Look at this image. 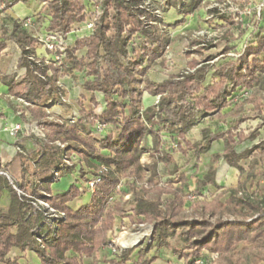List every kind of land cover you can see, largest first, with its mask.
<instances>
[{"label": "trees", "instance_id": "16d2710c", "mask_svg": "<svg viewBox=\"0 0 264 264\" xmlns=\"http://www.w3.org/2000/svg\"><path fill=\"white\" fill-rule=\"evenodd\" d=\"M42 1L43 15L38 14V18L48 17L49 20L44 30L63 32L82 21L92 5L91 0ZM146 1L101 0L93 34L77 39L60 63L35 66L45 79L36 77L34 81H31L29 56L35 54V37L20 21H13L10 29L0 27V53L8 40L13 42L20 52L16 67H25V72L18 76L17 72L0 71V79L11 97L29 103L25 109L31 116L30 122H35L42 133L41 138L35 137L42 146L32 158L36 161L34 168L39 164L42 170L31 180L23 179L16 184L20 194L13 182L0 174V189L3 185L9 194L7 209L0 208V264H21L17 256H9L13 248L32 251L39 264H79L81 257H90L100 248L110 246L108 233L117 216L127 218L134 226L150 224L151 242L144 241L137 246L134 259L129 258L132 249H127L103 260L108 264H126L129 260L132 264H152L158 258L156 254L147 256L152 247L169 250L177 260H183V264H194L198 258L204 260L203 264L264 262V184L258 192L264 177V138L249 148L236 150L241 143L254 141L259 136L258 128L246 132L240 124L259 117L264 107V31L246 42L238 57L223 58L215 64L208 82L205 81L208 65L195 58L187 63L188 71L154 81L148 77V71L158 60L164 62L165 48L171 39L153 12L154 5ZM17 2L0 0V5L3 3L6 9ZM162 2L166 9L175 8L182 15L176 22L179 25L183 24L185 16L199 9L203 0ZM208 13L218 14V10L214 7ZM226 20L231 25L241 26V22H233L232 17ZM223 38L222 53H225L233 48L230 43L235 37L226 29ZM200 44V40L191 39V46ZM196 53L202 55V52ZM215 56L208 55L207 60ZM77 73L83 90L82 99L78 101L79 111L70 117H63L60 111L48 113L49 104H55L60 94L64 95L57 81L64 77L73 80ZM242 91H249L243 99L240 98ZM144 93L158 96L157 101L144 107ZM86 95L90 107L83 103ZM64 103L54 108L60 110ZM246 104H250L257 115L246 114ZM226 108L229 110L223 112ZM50 115L53 117L49 118ZM205 117L232 120L221 129L203 127L200 141L191 142L187 139L188 131ZM97 124L103 126L100 133L96 132ZM106 126L111 128L104 131ZM218 140L223 147L216 156L238 170L237 183L219 186L212 166L202 180L215 186L217 191L209 198H199L202 190L197 186L196 197L186 206L187 178L179 172L172 153H190L198 160ZM169 142L175 144L171 151L165 150ZM145 155H153L155 160L141 163L140 158ZM244 156L250 157L246 168L240 164ZM64 158H69L72 165H65ZM158 162L172 163L168 176L174 177L165 179L158 170ZM94 163L96 166L92 168ZM100 164L107 169L99 173L100 181L89 203L75 210L68 202L84 194L80 187L72 182L67 190L53 192L49 181L41 174L51 167L62 177L61 172L77 168L78 174L85 177L90 170L93 175ZM142 171L145 177L138 183ZM121 176L129 180L133 200L129 212L124 210L120 200H112ZM27 188L30 193H26ZM39 200L56 213L64 214L50 220L52 229L45 221V210L37 212L36 219L30 216V202ZM225 215L235 219L223 220ZM176 233L178 244L169 241ZM208 254L217 256L213 258Z\"/></svg>", "mask_w": 264, "mask_h": 264}, {"label": "rangeland", "instance_id": "374dc122", "mask_svg": "<svg viewBox=\"0 0 264 264\" xmlns=\"http://www.w3.org/2000/svg\"><path fill=\"white\" fill-rule=\"evenodd\" d=\"M152 2L157 10L153 11L161 23V27L165 29L170 35L171 42L165 48V56L164 62L158 60L157 64L154 65L148 71V77L151 80L159 81L170 74L179 73L181 71H188L187 63L195 58L196 60L201 61V63H206L208 67L206 68V78L205 81L208 82L210 80V73L212 67L215 64H218L223 60V58L228 57H238L239 52H241L244 44L250 41L259 31H264V0H222L218 2L216 0H203L199 9L194 11L191 15L185 16L183 24L176 25V22L181 18V14L175 8H165L162 4V0H147L146 2ZM217 8L218 14L211 15L208 13V10L211 8ZM224 16V18H223ZM232 17L233 22H241V26L236 27L235 25H231L226 18ZM36 21H40L37 17H35ZM4 20V21H3ZM2 22H8L7 16L5 13L0 12V24ZM228 29L233 33L235 39L230 43L233 48L225 53L223 51V47L225 44V39L223 38V32ZM241 32V33H240ZM191 39H197L201 41L200 45H190ZM7 49L4 51V55L0 59V69L2 71L11 73V72H21V69L16 67L17 59L19 57V50L17 47L11 42L7 41ZM206 46L203 47L202 46ZM196 52H202V55H198ZM83 52H79L82 54ZM216 55L213 59L207 60L208 55ZM24 72L22 71L21 74ZM63 89L64 95L66 97V102L62 105L60 110L58 109H49V112L60 111L63 117L72 116L73 112L76 114L79 111V103L82 95L81 88V79L77 73V76L72 80L71 78L64 77L63 79ZM241 99L248 96L249 91L246 93L242 91ZM264 96V92H263ZM98 98L101 97L98 95ZM11 98L7 99L3 96L2 100H0V104H2L0 108L2 110H6L8 114L15 113L16 116H20L22 120L28 124V118L24 115H17L16 111L22 109V106L14 103ZM158 99V96H151L147 93L143 94L142 97V105L148 106L155 103ZM83 103L86 107H90L91 103L88 100L87 95L83 97ZM3 105V106H2ZM18 106V109L16 108ZM52 110V111H51ZM229 108L223 110L226 112ZM24 112V111H22ZM246 114L252 116L256 113L252 110L250 104L245 105ZM52 114V113H51ZM257 115V114H256ZM27 118V119H25ZM30 120V119H29ZM232 118L228 117L226 119L219 118H202L199 120L195 127L187 133V139L191 142H198L201 139V130L203 127L209 126L212 130L225 128ZM260 126V127H258ZM111 127H105L104 131H108ZM240 128L246 130V132H250L251 130L258 128L259 136L254 141H245L236 147L237 151H242L243 149L249 148L252 144L256 143L259 139L264 138V107L261 111V115L255 118H249L245 122L240 124ZM32 129V131L30 130ZM39 128L30 127L26 125L23 132L18 136V142L21 144L22 152L14 149L10 152H0V170H4L8 173V176H5L7 180L15 185L22 182L23 179L31 180L32 176H34L37 171L42 170V166L38 164L37 168H34L35 160H32L33 155L37 150H39V146L42 144L38 143L37 138H41V134L39 133ZM36 137V139H35ZM31 139L36 142V144H30L27 146L28 139ZM14 144V143H13ZM174 142H169V146L165 147V150L171 151L174 148ZM222 141H214L210 147V149L202 154L198 160L193 158L190 153L186 155H182L179 152L172 153L174 162L180 167L179 172H183L187 178L185 186H184V195L186 197V206L189 202L196 197L194 193V189L197 186L201 187L202 194L199 198H209L212 194H214L217 189L215 186L210 184H205L202 180V176L208 172L209 168L215 167V176L214 179L219 186L229 187L234 186L237 183L238 178V170L234 167L227 165L222 158L217 157L216 154L220 153L222 150ZM249 156H244L240 160V164L245 168L247 167V163L249 160ZM9 159V161H8ZM64 160V159H63ZM155 160L153 155H145L140 158L141 163H148ZM64 162V161H63ZM64 164H67L64 162ZM96 164L94 163V168ZM172 163L168 165H164L162 162H158V170L164 176L165 179L173 178V176H168V171L172 169ZM57 169V168H56ZM55 169L51 167L46 171H43L41 174L49 181L48 184L53 192H61L68 189L69 185L72 182H75L77 186L80 187V190L83 188V193L79 196V200L82 201V198L85 194H91L93 191H90L86 188V177L91 175V170L88 171V168L85 167L84 170L88 171L85 177H81L78 174V169L75 168L74 171L70 172H61L63 174L62 177L54 175ZM145 171H142L141 176L138 178V183H141L144 180ZM121 187L117 189V186L114 190L112 200H120L122 206L126 212H129L130 208L133 205L132 194L128 187V178L121 176L120 179ZM131 181V180H130ZM264 184V177L261 179V184L258 192L261 191ZM14 187V186H13ZM26 193H30L29 188H27ZM77 199V198H75ZM74 199V200H75ZM32 208L30 209V216L32 219H36L37 212L40 210L43 211L45 216V221H48L49 227L52 229L53 225H51L50 220L54 218L53 211L47 207V203L42 200L35 202H30ZM9 204V194L4 188L1 186L0 189V208L6 210ZM49 206V205H48ZM187 208V207H186ZM54 210V209H53ZM55 211V210H54ZM191 216V215H190ZM215 218H211L214 220ZM223 220H233L235 219L233 216L225 215L222 216ZM125 223L117 216L115 217V223L112 231L108 233V241L110 246L100 248L97 252L93 253L90 257H81L79 264H92L94 261L98 262V264H108L103 260L114 258L120 252H123L127 249H132L130 254V260L134 259L137 255V246H139L144 241H147L149 244L151 242L150 233L152 226L150 224H142L139 226H134L128 223V219L126 218ZM51 225V226H50ZM39 226L36 227L35 230H38ZM169 241L174 244H178L180 242L178 238V233L172 236ZM111 247L115 248L116 253L111 252ZM206 253V252H204ZM158 255V258L152 264H178L179 260L175 258V256L167 249H155L154 247L148 251L147 256ZM9 256L19 258V262L21 264H39V260L36 255L30 251L26 250L24 252L19 251L16 248H13ZM208 256L215 258L217 254H208ZM106 257V258H105ZM104 258V259H103ZM128 261L126 264H132L131 261ZM183 260H181L182 262ZM259 264H264L261 262Z\"/></svg>", "mask_w": 264, "mask_h": 264}, {"label": "built area", "instance_id": "2783aa9c", "mask_svg": "<svg viewBox=\"0 0 264 264\" xmlns=\"http://www.w3.org/2000/svg\"><path fill=\"white\" fill-rule=\"evenodd\" d=\"M100 2L101 0H91V8L89 11L85 14L84 19L77 24L70 27V29L67 32H63L60 29H52V30H43L40 32L31 31L32 36L35 37L36 43L35 46H39L44 50V54H32L29 56V63L32 70V76L31 81H34V78H40L45 79V75L40 74L36 69L35 66H42V65H48V64H58L61 62L63 58H65L68 48L74 45L75 41L80 38L89 37L93 34L95 29V22L98 14L100 13ZM5 10V6L2 3L0 5V12ZM155 13H157V10H155ZM23 28H26L30 30L31 27H33V18L31 16H28L20 21ZM148 26V25H146ZM25 72V67L21 69V72ZM19 72V75L21 74ZM35 76V77H34ZM58 85L63 88V83L59 79L57 81ZM66 102V97L63 94H60L58 101L55 104H49L47 108L51 109L56 107L57 105H60L61 103ZM15 103L19 104V106H22L23 109H25L27 106H29V103L24 101L22 98H15ZM18 109V106L16 107ZM99 110V107L97 108ZM23 110L19 109L16 111V113L19 115ZM47 112L49 110L47 109ZM53 116L50 115L49 118H52ZM31 119V117L29 118ZM70 121H73L72 119ZM26 125L30 127L38 128L35 122H29L26 124L22 120L19 121H12L10 123H3L2 124V130L7 132L9 136L13 139V146L14 149L17 151L22 152L21 144H19L18 136L23 132ZM103 129V126L100 124L96 125V132L100 133ZM32 131V129H30ZM39 133L42 135L41 130H38ZM33 142L30 140V143ZM57 144L61 147H63V144L60 142H57ZM28 146V145H27ZM64 162L67 163L65 165L71 166V160L69 158H64ZM106 166L103 164H100L98 168L96 169L95 173L87 178L86 180V188L90 191H93L95 188V185L100 181V175L99 173L103 170H106ZM56 171H54V175L56 176ZM1 175H5L7 177L8 173L4 170H0ZM15 189V185H13ZM121 184L119 183L117 185V189H120ZM83 191V188L81 189ZM17 192L20 194L21 191L17 189ZM111 199V198H110ZM48 208H50L53 211L54 218L56 217H62L64 216L63 213H56L51 207L47 205ZM111 252L116 253L115 248L111 247ZM204 260L202 258H198L194 261V264H203Z\"/></svg>", "mask_w": 264, "mask_h": 264}, {"label": "crops", "instance_id": "0c3cea01", "mask_svg": "<svg viewBox=\"0 0 264 264\" xmlns=\"http://www.w3.org/2000/svg\"><path fill=\"white\" fill-rule=\"evenodd\" d=\"M42 6H43L42 0H18V2L15 3L13 6H11L10 8H6L5 10L1 11V13H5V16H7L9 23L8 22H2L0 24V27L3 26V27L10 29L13 21H21L24 18L31 16L33 18V27L30 28V31H32V32L33 31H35V32L43 31L45 28H47V26L49 24V20H48V17L38 18V14L43 15ZM35 17H37L40 21H36ZM0 31H1V29H0ZM0 40H1V37H0ZM14 45L16 46V44H14ZM7 47L8 46L6 43V47L0 53V59L4 55L3 53H4V51H6ZM34 49H35V53L44 54V50L41 47L35 46ZM20 69H22V68H20ZM0 71H2V70L0 69ZM2 72H5V71H2ZM5 73H8V72H5ZM18 75H19V71L17 72V76ZM62 83H63V80H62ZM3 96L6 99H7V97L11 98L10 100H12L15 103V98L11 97L8 94L7 86L4 85L0 79V100H2ZM1 104H2V101H1ZM1 104H0V106H1ZM53 109L55 110L56 108H53ZM0 112L2 113V117H0V152H5L7 154V152H9V151L11 152L13 150V139L9 136V134L7 132L2 130V128H1L2 124L3 123H10L12 121H19V120H22V118L20 116H16L15 113L8 114L6 112V110L4 111L1 108H0ZM23 114H25L24 116H27V114L29 115V112L25 109ZM30 117L31 116L29 115V118ZM29 118H28V122H30ZM25 119H27V118H25ZM30 140L31 139L29 138L27 141V145L33 144V142L30 143ZM8 161H9V159H8ZM90 197H91V194L87 193L82 198V201H80L79 197H78L77 199L68 202V205L72 209L75 210V209L79 208L81 205L89 203ZM125 219L126 218L121 219L123 221V223H125L124 222ZM128 223H129V221H128ZM35 264H38L37 261L35 262ZM178 264H183V261L181 262V260H179Z\"/></svg>", "mask_w": 264, "mask_h": 264}]
</instances>
